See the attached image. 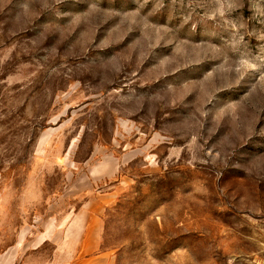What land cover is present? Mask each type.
I'll use <instances>...</instances> for the list:
<instances>
[{
  "label": "rangeland",
  "instance_id": "1",
  "mask_svg": "<svg viewBox=\"0 0 264 264\" xmlns=\"http://www.w3.org/2000/svg\"><path fill=\"white\" fill-rule=\"evenodd\" d=\"M5 252L264 264V0H0Z\"/></svg>",
  "mask_w": 264,
  "mask_h": 264
},
{
  "label": "crops",
  "instance_id": "2",
  "mask_svg": "<svg viewBox=\"0 0 264 264\" xmlns=\"http://www.w3.org/2000/svg\"><path fill=\"white\" fill-rule=\"evenodd\" d=\"M92 215H88V216H80L77 220H76V223H77V228H80V229H84L86 225H84L82 227V225L79 223L80 221V218H85L86 220L89 221V219H91ZM97 217H95V219L92 220V222H97L98 219H96ZM82 220V219H81ZM91 221V220H90ZM75 230L77 231V228L74 227ZM81 230V231H82ZM70 234V233H69ZM72 234V233H71ZM94 234V233H93ZM96 235H98V233L95 234L94 237H96ZM92 236V234H91ZM96 246V245H95ZM94 251V249L92 250ZM86 253H91V251H88ZM103 256H96V257H91V258H87L85 260H80L76 263H73V264H105L104 261H103ZM0 264H16V257H13V256H10V253L9 252H5L2 256H0Z\"/></svg>",
  "mask_w": 264,
  "mask_h": 264
}]
</instances>
